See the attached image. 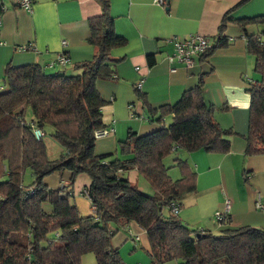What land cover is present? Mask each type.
<instances>
[{"label":"trees","instance_id":"1","mask_svg":"<svg viewBox=\"0 0 264 264\" xmlns=\"http://www.w3.org/2000/svg\"><path fill=\"white\" fill-rule=\"evenodd\" d=\"M165 6L169 0H164ZM249 0H237L222 17L216 36L198 57L206 59L228 45L226 23L242 32L244 51L254 58L258 80L249 83L247 131L243 155H264V15L232 21L230 14ZM100 14L90 18L87 43L90 60L75 63L72 73H46L36 64H7L0 87V264H80L92 255L95 264H124L111 240L133 224L144 234L148 264H264V231L255 227L222 228L218 234L192 230L178 218L181 200L195 193L197 177L186 159L162 163L170 153L224 155L230 150L231 129L222 128L215 108L203 98V75L172 104L151 108L139 90L137 98L147 119L156 125L151 132H128L117 143V153H94L96 130L105 129L102 109L107 103L95 82L115 80L111 50L125 45L114 33L108 0H95ZM260 26L257 33L245 32ZM29 111V118L25 115ZM168 120V122H166ZM41 136L35 139L32 131ZM60 148L57 157L47 156L43 138ZM174 168L178 179L168 171ZM134 170L152 195L120 178V171ZM29 171L31 182L22 177ZM68 173L66 184L49 188L44 178ZM78 175L92 213L82 216L73 202L72 185ZM48 204L50 211L43 209ZM171 206L177 213L171 212ZM166 210V214H163ZM113 227V228H111ZM131 240L134 242L133 238Z\"/></svg>","mask_w":264,"mask_h":264},{"label":"crops","instance_id":"2","mask_svg":"<svg viewBox=\"0 0 264 264\" xmlns=\"http://www.w3.org/2000/svg\"><path fill=\"white\" fill-rule=\"evenodd\" d=\"M236 2L169 0L167 7H161L153 0H108L114 33L126 43L111 50V58L118 60L114 65L115 80L95 82L96 91L107 103L102 109V123L111 131L96 139L101 141L94 145V153L116 155L117 143L128 132L143 135L156 128L136 96L134 86L138 81H142L139 91L146 104L157 108L174 103L184 90L195 84L198 75H203L204 100L216 109L214 117L218 124L231 129L234 135L229 139L227 154H185L184 159L196 173L197 186L195 193L187 195L190 198L185 204L194 207L184 210L181 204L177 216L184 224L210 233L221 227H255L264 231V212L255 208L257 200L264 205V155H243L248 116L246 88L258 80L252 70L254 58L245 53L242 32L231 21L225 28L228 45L206 59L195 58L191 68L169 62L167 57L172 54L169 42L172 38L198 35L211 45L222 17ZM99 14L95 0H31L30 12L19 9L16 0H0V87L7 64L14 67L36 64L46 73H72L73 64L90 60L93 50L87 43V22ZM262 15L264 0H249L234 10L229 19ZM260 28L248 25L245 32L257 33ZM60 55H64L66 64L50 67ZM118 176L141 190L134 170L120 171ZM67 181L68 173L44 178L45 185L52 189ZM88 183L85 175H78L72 185L73 202L82 216L92 213L83 191ZM225 199L229 202L228 223L219 227L212 216L223 211ZM126 232L134 242L131 240L133 246L125 243L119 249L122 262L148 264L145 254L148 245L143 232L133 224ZM135 243L139 250L134 248Z\"/></svg>","mask_w":264,"mask_h":264},{"label":"built area","instance_id":"3","mask_svg":"<svg viewBox=\"0 0 264 264\" xmlns=\"http://www.w3.org/2000/svg\"><path fill=\"white\" fill-rule=\"evenodd\" d=\"M155 4L163 7L165 6L164 0H153ZM16 4L19 9L30 12L31 11V0H16ZM172 45V54L171 56H168V61H176L178 63H181L185 69L191 68L194 63V59L198 58L208 47L209 42L206 40V38L198 35L189 36L184 39L179 38H172L169 41ZM64 45V42H62V46ZM67 60L64 57V55L58 56L54 62L50 64V67L53 65H59L64 66L66 64ZM173 71V69H172ZM142 81H138L134 88L136 90H140V85ZM111 130L109 129H101L96 130L93 133V137L95 139L102 138L106 136ZM33 136L35 139H38L42 134L39 132V130L34 129L32 131ZM171 212L173 214L177 213V209L174 206H171ZM255 208L258 209L261 212H264V205H262L259 200H257L255 204ZM229 213V202L225 199L223 202V211L222 212H215L213 214V220L216 224H219L224 218H227V215Z\"/></svg>","mask_w":264,"mask_h":264},{"label":"rangeland","instance_id":"4","mask_svg":"<svg viewBox=\"0 0 264 264\" xmlns=\"http://www.w3.org/2000/svg\"><path fill=\"white\" fill-rule=\"evenodd\" d=\"M215 112H216V109H215ZM214 112V113H215ZM25 118L27 119V118H29V111H27V113H26V115H25ZM247 128V127H246ZM246 131H247V129H246ZM246 135V134H245ZM244 135V136H245ZM43 141H44V144H45V149H46V152H47V156L50 158V159H53V158H55V157H57V155L59 154V152H60V148H59V146L51 139V138H49L47 135L43 138ZM99 141H101V140H95V144L97 143V142H99ZM180 156L184 159L185 158V154L183 153V152H178V153H170L168 156H166L164 159H163V161H162V163L164 164V166H167V167H169V166H171L172 165V160L174 159V158H176V157H179L180 158ZM168 172H170L169 174H168V176L169 177H171V179L172 180H176V179H178V173H177V171L174 169V168H172V169H170ZM139 180H140V185H139V187H141V192L142 193H145V194H147V195H152V190L150 189V187L148 186V184L143 180V179H141L140 177H139ZM31 182V177H30V173H29V171H25L24 172V174H23V177H22V184L24 185V186H26V185H28L29 183ZM143 185H142V184ZM188 198H190L189 196L187 197V196H185L182 200H181V204L183 205V206H185V204H186V202H187V199ZM182 206V207H183ZM192 206V205H191ZM43 209H44V211L45 212H49L50 211V207H49V205L48 204H43ZM187 207V208H186ZM194 206H192V207H188V206H185V207H183V209L184 210H191L192 208H193ZM219 212H221V211H219ZM163 214H166V210H163ZM213 217V216H212ZM186 225V224H185ZM187 227H189L190 229H192V230H198L199 231V229H197L195 226H188V225H186ZM111 228H113V227H111ZM135 229H132V232H135L134 231ZM220 231H216L215 233L214 232H212V234H218ZM130 234H128L127 232H126V230H119L115 235H114V237L112 238V240H111V244H112V246L113 247H115V248H118V252H119V249L121 248V246L122 245H124L125 243L127 244H130V246H133V242L130 240ZM137 247V249L139 250V248H138V246H137V244L135 243L134 244V248H136ZM92 262H93V257H92V255H90V254H88V255H86V256H83V258H82V264H92Z\"/></svg>","mask_w":264,"mask_h":264}]
</instances>
